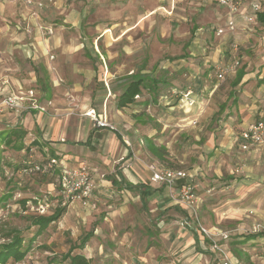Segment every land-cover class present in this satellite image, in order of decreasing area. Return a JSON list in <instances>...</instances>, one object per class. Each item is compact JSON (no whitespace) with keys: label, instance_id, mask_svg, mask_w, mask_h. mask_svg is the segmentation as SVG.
<instances>
[{"label":"rangeland","instance_id":"rangeland-1","mask_svg":"<svg viewBox=\"0 0 264 264\" xmlns=\"http://www.w3.org/2000/svg\"><path fill=\"white\" fill-rule=\"evenodd\" d=\"M14 1L17 0H7L5 3ZM51 3L52 0H47L41 3L42 7H38L37 3L35 5L38 8H43L44 5L48 6ZM260 3L262 10H264V0H260ZM244 4L246 5L247 2ZM62 6L66 10H71L68 13L70 17L67 16L65 19L66 14L53 12L48 15L50 16L49 19L45 18L44 23L37 24V30L41 26L38 31L39 35L43 39H47L44 45L50 48V52L45 56H40L36 53L35 43H30L32 45H27L28 50H30L29 59H19L16 71L11 70V66L9 68L3 67V71L8 74H20L27 81L36 79V81L42 82V84L37 82L36 86L33 84V89L28 88L30 87L29 84H26L25 88L21 85L22 87H18L16 91L12 90L13 93L19 95V92L28 93L29 90H32L35 104L45 107V111L41 113L48 119L69 116L84 117L89 119L93 125V121L85 116V113L91 109L96 114L103 113V111H97L98 101L81 99L79 96L81 91H71V85L86 83L89 86L87 90H92L96 94L97 90L103 88L109 95L110 89V98L115 101L126 83L125 77L139 71L150 72L152 69H157L156 78L164 77L166 80H171L172 77H181L185 79L182 77L184 72L170 76L167 75V71L161 68L167 64L168 58L183 53L187 54L188 50L194 54V63L197 64L212 56L216 51V45L220 41H222L221 43L224 41L223 47H226V55L219 52L220 59L214 63L211 70V75L218 87H222L220 88L222 90L217 97H213V100L210 101L209 116L203 121L208 123L209 118L212 117L207 125L208 129L217 128L218 133L224 129L226 123L220 124L216 115L222 117L225 113V107L220 113L217 111L215 115L212 116V114L219 103L227 105L229 101L227 92L229 77L235 72L225 74L222 80H218L216 75L218 70L229 69L232 62L237 60H230L229 57L239 56V51L243 52L244 48L238 44L237 49L233 50L231 46L233 39L223 37L222 34L216 35V31L214 34L210 30H206L202 34H198L196 31L200 24L206 25L215 18L216 20L221 18L222 21L225 19L226 11L216 1L62 0ZM25 7L30 11L29 17H36L32 15V11L36 12L35 9L30 10V7ZM46 9H51V7L44 8L45 11ZM45 13H49V11ZM262 26V29H259V25L256 26V33L253 34L256 36L264 35V19ZM44 28L51 29L52 35H47ZM27 30L28 27H25L24 31L27 32ZM106 30H109L110 34H104ZM21 31L23 32V30ZM50 36L52 37L49 41L48 37ZM101 36L103 38H100ZM109 36L117 37V40L112 41ZM198 38L201 40L197 42ZM188 41L194 43L191 44L190 50L187 49V46L190 45ZM187 42L188 45H186ZM79 44H83V48H77L76 46ZM103 51L108 52L110 59L113 58L114 60L113 67L109 69L111 75H106L105 69L104 73H100L97 65L95 74L91 78H87L80 71V68L76 70L73 66L77 64L93 67L92 60L96 61L95 53H103ZM104 59L106 60L105 57ZM12 61L11 58L8 59L9 64H12ZM238 62L237 69L241 66V60ZM28 72L32 77L28 76ZM46 80L49 83L48 90L42 88ZM54 84L57 85L58 91L54 90ZM161 87V85L157 86L159 91L162 89ZM82 90L85 92V88ZM177 99L174 96L170 101L178 108ZM57 102L63 103L62 110L58 109L59 107L56 108ZM27 106H29L28 99H25L22 111L4 110L0 113V244L7 243L9 240L6 238V234L11 230H16L23 239L21 250H26L22 260L16 262L10 258L6 264L58 263L61 262V257L69 251H72V254L84 255L90 264H219L217 253L210 250L211 241L206 238L195 245L191 239L189 227L184 229L179 224L183 213L172 209L161 210L164 206L161 202H159L157 210L150 211L149 206L141 208L140 202H133L127 193L120 194L119 190L113 189L114 191L108 194L100 186L98 193L92 197L89 206L86 208L79 210L70 207L71 205L61 206L51 188L46 186L43 188L39 185L45 182L43 178L46 179L45 176H48L53 178L52 182H54L55 189V177L52 174L24 173L22 171L23 161L26 159L35 161L36 158L33 154L31 157L28 155L25 157V152H20L21 149H13V146L18 145H21V148H26L27 144L38 135L35 128L26 130L19 118L12 122L2 117V115L10 112L18 114L28 112L30 109H27ZM176 111L179 115L178 110ZM110 124L116 130L115 125ZM93 127L95 126L93 125ZM23 132L24 135H22ZM5 136L11 139L10 145L5 144ZM176 137L177 135L174 138ZM173 141L169 146L170 150L172 152L177 150V154L186 161L192 155L199 156L198 152L201 150L198 148L197 140H190V143L185 144L183 149H177ZM121 160L123 161V159ZM121 160L118 163H121ZM137 161L140 162L139 159ZM196 161L203 163L198 158ZM145 164L150 180V166H158L147 161ZM240 164L239 161H234L231 164V169L241 167ZM240 173L242 171L238 174ZM107 175L101 174L100 177L104 180ZM150 182L152 181L150 180ZM228 182L220 185H217L219 182L215 183L217 187L210 188V193H219L222 188L230 192L235 181ZM194 193L196 194L195 188ZM196 196L198 195L196 194ZM167 198L173 207L178 205L175 201L176 192L171 193L169 191ZM43 200L48 203L49 207L40 209L41 205H45L41 204ZM199 204H201L200 199ZM160 205L161 209L159 208ZM62 208L64 212L61 216L41 232H37V227L31 224V219L52 215L55 210ZM250 218L257 220H250ZM191 221L190 226L194 230L196 228L197 232H200L199 227L212 231V229L203 226L205 224L200 217L199 208L197 221ZM208 221L211 223L209 216ZM240 223H244V226H237V222L236 224H225L223 227L216 226L218 231L229 236L226 240H219V237L213 239L219 240L218 243L221 245L227 244L229 249H226V252L229 253L230 250L235 256L240 249L239 258L242 264H264V244L246 242L244 246H238L242 241L241 237L264 233V218L254 212L248 213L247 217L240 220ZM88 233H91L90 238L82 249H77L81 239ZM198 238L200 239V236ZM198 249H201L203 253H200Z\"/></svg>","mask_w":264,"mask_h":264},{"label":"crops","instance_id":"crops-1","mask_svg":"<svg viewBox=\"0 0 264 264\" xmlns=\"http://www.w3.org/2000/svg\"><path fill=\"white\" fill-rule=\"evenodd\" d=\"M32 1L34 2L36 17H29L30 11L22 1L17 0L10 3L0 1V100L7 93L14 92L12 90L16 91L21 85L24 87L29 84L30 87L28 88L33 89V84L35 86L37 82L42 84L40 80L36 81V79L27 81L20 74H8L3 71V67L9 68L11 66V70L16 71L19 59H29L30 50H28L27 45H32L30 43H35L36 53L40 56L48 54L50 48L44 45L47 39L40 37L36 25L44 23L45 18L49 19L50 16L48 15L53 12L66 14L65 19L67 16L70 17L68 13L71 10H66L62 6V0H52L51 4L44 5L43 8H38L35 4L44 3L47 0ZM251 1L254 0H245L247 4ZM256 1L260 3V0ZM247 4L239 8L234 31H230L226 27L227 15L223 21L221 18L216 20L214 17L215 19L211 20V23L200 24L196 29L198 34H202L206 30H210L214 34V31L220 30L221 36L233 39L231 44L233 50L237 49L238 44L244 48L243 52L239 51V56L229 57L230 60H241V66L229 77L227 87L229 101L227 105L219 103V109L216 105L217 109L212 114V116L215 115L217 111L220 113L225 107V113L222 117L216 115L220 124L226 123L224 129L219 133L216 131L217 128L209 130L207 127L212 117L209 118L208 123L203 121L209 116L210 101L213 100V97H217L222 90L220 89L222 87H218L211 75V70L214 63L220 59L218 53L225 54L227 52L226 47H223L224 41L223 43L220 41L216 45V51L212 56L197 64L194 63V54L188 50L187 54L183 53L168 58L167 64L161 68L167 71V75L170 76L184 72L182 77L185 79L181 77H172L171 80H166L164 77L156 78L157 69H152V73L151 71H139L125 77L126 83L115 101L110 98V89L109 95L103 88L97 90L96 94L92 90H87L89 86L86 83L71 85V91H81L79 93L81 99L98 101L97 111H103L98 115H102L107 122L114 124L115 131L93 127L91 121L84 117L69 116L48 119L43 113L36 110L21 114L10 112L2 115L12 122L19 118L26 130H32L34 127L36 134H38L32 142L27 144L26 148H21L20 152H25V157L27 155L31 157L33 154L36 158L35 161L50 156L64 159L69 167H77L80 164L88 166L95 184L92 197L98 193V188L102 186L103 191L108 194L113 192V189L119 190L120 194L127 193L133 202H140L141 208L149 206L150 211L157 210L159 202H161L164 205L162 209L160 205L161 210L172 209L182 212L183 217L179 224L184 229L189 227L191 239L195 245L202 242L204 237L199 231V233L197 232L196 228L194 230L190 226L192 221L184 207L181 205H174L175 207H173L167 198L169 191L171 193L177 192V188L185 182L193 183L197 197L201 200V204H199L200 217L205 224L203 226L208 229H216V226L223 227L225 224H236V222L237 226H244L240 220L247 217L248 213L253 212L264 218V145H252L248 150H241L239 138L242 130L264 116V35L256 36L253 34L256 33V26L259 25V29L263 27L264 10H262L260 3L259 18L248 24L242 20V15L248 11ZM48 7L51 9L45 11L44 8ZM47 11L49 13H45ZM71 16L74 19V15ZM25 27H28L27 32L24 31ZM107 33L110 34V31L104 32V34ZM194 34L197 35V33ZM51 37H48L49 41ZM109 37L112 41L117 40V37ZM201 38H198L197 42ZM189 44L187 49L190 50L191 44L194 43L191 41ZM76 47L83 48V44ZM10 58L13 60L12 64L8 63ZM95 59L96 61L92 60L93 67L77 64L73 66L76 70L80 68V71L87 78H91L95 74L97 65L100 73H104L105 69V74L111 75L109 69L113 67L114 60L113 58L110 59L109 53L106 51L103 53L96 52ZM28 76L32 77L30 72H28ZM139 77L144 79V83L140 86L138 94L135 95L138 98L134 96L132 100L123 105L119 102L120 95L128 83ZM152 80L156 81L155 85H153ZM158 85L162 86L160 91L157 88ZM53 86L55 87L54 90L58 91L57 85L54 84ZM42 88L49 89L48 80L44 81ZM83 88H85V92H82ZM173 89L178 91L190 89L195 105L191 109L185 110L175 107L170 101L174 96L168 95ZM58 103L55 104L56 108L59 107L58 109L62 110L63 103ZM103 108L105 110H102ZM176 110L180 113L179 115H177ZM175 135H177L176 138H174ZM190 140L198 141V148L201 150L198 152V157L192 155L186 161L177 154V150L175 152L170 150L169 146L172 141L177 149H183L185 144L190 143ZM197 158L203 163L197 161L196 163ZM119 160L121 163H118ZM146 161L156 164L160 168L156 167L157 170L166 167L184 171L187 174V179L178 181L176 186L168 191L166 186L150 182V175L146 170ZM234 161L241 163V167L236 168L238 169L237 174L242 171L238 175H234L236 174L234 173L235 169H231V164ZM56 174L57 171L53 175L55 182ZM101 174H108L107 178L102 180ZM45 177L46 179L43 178L45 182L39 185L43 188L44 186L49 187L54 191L53 178ZM227 181H229L228 183L235 181L230 192L222 188L219 193H210L212 187L216 188L217 185ZM215 183L218 184L215 185ZM70 207L79 210L86 208L80 206L79 203L71 204ZM206 215L209 216L211 223ZM254 219L250 218V220ZM241 240V243L238 244L239 247L244 246L246 242L264 244V233L241 237ZM223 248L229 249L227 244H224ZM198 250L203 253L201 249ZM228 252L234 259L241 261L239 258L240 249L237 251V256L230 250Z\"/></svg>","mask_w":264,"mask_h":264},{"label":"built area","instance_id":"built-area-1","mask_svg":"<svg viewBox=\"0 0 264 264\" xmlns=\"http://www.w3.org/2000/svg\"><path fill=\"white\" fill-rule=\"evenodd\" d=\"M214 1L225 9L227 15L226 27L228 30L234 31L236 28V17L239 15V8L243 6L245 0ZM23 2L25 6L30 7V10H34V2L32 0H23ZM37 6L42 7V4L37 3ZM246 8H249V10L247 11L246 9L247 12L242 15V20L251 24L257 20L258 12L260 11V3L256 0L251 1ZM32 15L36 16V12L32 11ZM36 27L38 28V25ZM40 28L41 26H39V29ZM44 32L47 35H52L51 29L44 28ZM220 32V30H217L216 35H220ZM238 65V61H233L229 69L218 70L216 78L222 80L225 74L227 75L229 72H235ZM170 94L178 98V105L184 110L191 109L195 105V100L192 97V91L190 89L184 91L173 89ZM33 96L34 94L32 90H29L28 93L19 92V95L13 92L7 93L0 103V113L4 110H14L15 112L22 111L24 109L23 105L25 99H28L29 103V106L26 107L27 109L44 112L45 107L36 105ZM135 98H138V96H135ZM85 116L89 117L93 121V125L97 128L115 130V128L108 123L102 115L96 114L93 109L87 111ZM193 124H195V122H193ZM239 138L241 140V150H248L252 145H264V116L249 125L246 129L242 130L239 134ZM22 165V171L27 174L54 175L57 171V174L55 175L56 188L54 190V196L59 199L58 203L61 206H70L75 202L79 203L82 207L89 206L95 184L92 172L88 166L80 164L77 167H69L64 159L50 156H46L40 161L26 159L23 161ZM149 170L151 172L150 180L153 183L165 185L169 189L174 188L178 181L187 179V174L181 170L168 168L157 170L153 165L150 166ZM236 172H238V169L234 170V173ZM175 201L178 205L184 207L191 220L197 221L199 199L194 193V186L190 182H185L177 188ZM41 204L45 205H41L40 209L49 207L48 203L44 200ZM199 229L204 239L207 238L211 241L212 245L210 246V250L217 253L219 264H242L241 261L234 259L231 254L227 253L221 243H218L219 240L228 239V234L222 233L217 229H212V231L204 229L203 227H199ZM214 237H219L220 239L217 241L213 239Z\"/></svg>","mask_w":264,"mask_h":264},{"label":"trees","instance_id":"trees-1","mask_svg":"<svg viewBox=\"0 0 264 264\" xmlns=\"http://www.w3.org/2000/svg\"><path fill=\"white\" fill-rule=\"evenodd\" d=\"M259 18V15L257 16ZM144 83L143 78H137L132 80L130 83H128L123 91V93L120 95L119 102H121L123 105L126 102H129L133 99L135 95L138 94L140 91V86ZM153 85H155L156 81L152 80ZM155 89V87L153 86ZM12 132V131H10ZM9 135V133H8ZM7 135V136H8ZM24 135V132L22 133ZM7 136L4 137L5 144L10 145L11 139L7 138ZM14 150H20L21 145L13 146ZM64 212V209L55 210L52 215L49 216H40L34 219H31V224L37 227V232H41L47 226L52 223L53 221L57 220L61 214ZM91 233L86 234L76 247L77 249H82L84 244L87 242V240L90 238ZM6 238L9 240L7 243L0 244V264H6V262L11 258L14 261L18 262L23 259V257L26 254V250H21L23 239L21 238L20 234L16 230H11L6 234ZM72 251H69L64 256L61 257V262L54 263L53 264H90L89 260L86 259V257L80 253L78 254H72ZM52 264V262L50 263Z\"/></svg>","mask_w":264,"mask_h":264}]
</instances>
